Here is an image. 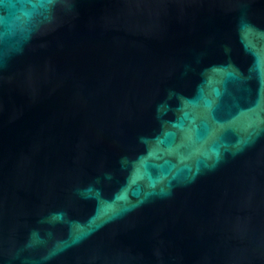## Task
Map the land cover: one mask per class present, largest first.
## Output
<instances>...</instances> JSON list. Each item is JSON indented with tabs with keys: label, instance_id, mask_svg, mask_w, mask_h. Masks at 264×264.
Listing matches in <instances>:
<instances>
[{
	"label": "water",
	"instance_id": "water-1",
	"mask_svg": "<svg viewBox=\"0 0 264 264\" xmlns=\"http://www.w3.org/2000/svg\"><path fill=\"white\" fill-rule=\"evenodd\" d=\"M0 264H264V0H0Z\"/></svg>",
	"mask_w": 264,
	"mask_h": 264
}]
</instances>
